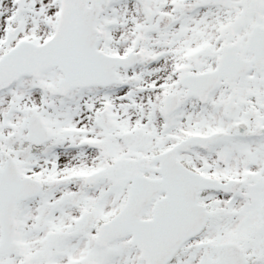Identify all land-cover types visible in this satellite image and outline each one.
Segmentation results:
<instances>
[{
    "label": "snow or ice",
    "instance_id": "6c2138e0",
    "mask_svg": "<svg viewBox=\"0 0 264 264\" xmlns=\"http://www.w3.org/2000/svg\"><path fill=\"white\" fill-rule=\"evenodd\" d=\"M0 264H264V0H0Z\"/></svg>",
    "mask_w": 264,
    "mask_h": 264
}]
</instances>
